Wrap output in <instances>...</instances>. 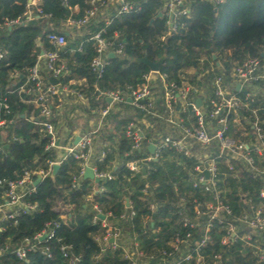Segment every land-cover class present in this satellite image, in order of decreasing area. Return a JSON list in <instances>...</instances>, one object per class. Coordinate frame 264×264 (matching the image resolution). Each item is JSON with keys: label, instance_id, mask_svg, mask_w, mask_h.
Listing matches in <instances>:
<instances>
[{"label": "trees", "instance_id": "obj_1", "mask_svg": "<svg viewBox=\"0 0 264 264\" xmlns=\"http://www.w3.org/2000/svg\"><path fill=\"white\" fill-rule=\"evenodd\" d=\"M89 1L39 0V7L50 17L40 16L22 24L0 27V51L4 53L0 60V93L2 97L8 98L11 111L7 115L5 129L0 130V135L6 134L8 146L0 152L1 179L18 180L26 170L47 172L50 163L57 159V150H47L49 136L30 120L33 116L38 117L39 111L23 103L21 99L24 95L16 90L25 81L27 69L34 65L41 52L38 41L41 40L44 49H53L46 41V35L50 32L64 33L66 22L70 18L80 20L89 7ZM129 3V12L117 15V11L113 10L108 26L101 19L85 26L88 33L80 39L67 37L65 48L59 51L70 72L62 82L79 89L88 97L86 106L80 107L87 117H91V112L100 105L104 107L107 104L104 98H97L96 85L103 91L122 90L124 94L129 93V88L142 85L150 69L136 63L137 58L147 56L152 62H157L166 55L159 70L161 74L166 75L171 82L180 83L181 77L191 69L190 83L209 94L214 91L213 80L216 76L224 77L227 83L232 80V62L259 58L264 64V0H226L217 6L210 0H184L177 12L187 8L188 12L176 16L173 22L175 30L171 33L169 22L172 15L165 6L166 0H129ZM27 4L28 0H0V26L6 19L14 20L21 16ZM76 7L79 9L77 14L74 13ZM159 13L163 17L159 18ZM103 28L106 30L104 37L113 42L115 48L119 44L124 47L121 56L108 59L103 78L98 80L90 70L96 50L92 42L87 40ZM224 57L225 67L221 72L216 63ZM16 73L18 77H15ZM74 81L84 83L81 87L73 85ZM234 91L237 92L236 88ZM246 91L242 90L239 94L245 95ZM262 101L259 98L249 108L242 107L238 117H249L252 109L259 108V115L264 118ZM55 103L58 104L57 99ZM122 105L123 108L130 107L127 102ZM55 109L56 106H53L52 121L57 125L59 117ZM134 116L142 119L144 113L136 111ZM63 117L67 120L68 116L66 114ZM235 117H229L232 132L235 129ZM107 120L115 133L108 136L101 135L102 131L98 133L102 140L107 139L110 147L106 150V158L100 162L96 155L92 165L99 172L111 174L113 180L102 179L96 183L81 178L79 184L73 187V180L79 177L81 166L79 161L71 157L64 160L56 177L52 179L50 174L47 175L37 186L36 192L27 198L36 204L34 212L18 218L17 223L0 221V249H4L0 264H67L60 253L57 239L50 242L53 253L51 259L40 253H29L27 263L12 253L25 239H32L39 233L49 221L62 222L58 236L63 238L64 243L71 244L74 253L81 256L80 264H131L124 259L122 250L107 248L103 251L94 240L104 230L100 224L93 222L94 212H90L92 204L98 205L103 213H111L119 218L128 211L126 201H131L136 215L132 220L123 222L124 232L135 237L146 254H151L165 248L171 234L185 232L178 214L183 209L179 207L181 197L186 199L185 211L190 216L194 215V199L197 202L210 199L209 194L192 188L187 169L193 164L175 153L164 152L158 161H151L144 166L145 173L131 172L126 164L142 155L137 151L132 152V143L124 136L125 126L130 120L120 112L113 114V111ZM68 124L73 128L71 120ZM100 145L96 147V152L100 150ZM221 167L223 171L226 170L225 164L222 163ZM220 186L224 201L234 214L239 215L245 208L244 195L258 202L264 183L252 180L243 172L241 179L230 174L223 176ZM89 196H92L90 205L86 201ZM150 204L156 205L155 212L150 209ZM154 213L156 219L152 224L150 219ZM148 219L150 221L145 228L143 222ZM224 234V226L215 222L206 248L207 256L220 254L224 264H264V260L251 247L244 246L240 241L223 245L221 240ZM149 264L158 263L153 260Z\"/></svg>", "mask_w": 264, "mask_h": 264}, {"label": "built area", "instance_id": "obj_2", "mask_svg": "<svg viewBox=\"0 0 264 264\" xmlns=\"http://www.w3.org/2000/svg\"><path fill=\"white\" fill-rule=\"evenodd\" d=\"M210 1L217 6L226 0ZM183 3L184 0H169L167 4L169 13H174ZM88 4L89 7L80 20L70 18L66 24L76 30H82L85 26L101 19L108 26L111 19L110 9L117 11V15L131 10L129 0H90ZM187 12L182 10L178 14ZM102 15H105L104 18L101 17ZM40 16L50 17L39 7V0H31L21 16L14 20H4L0 27L22 24ZM169 25L171 33L175 27L171 22ZM105 31V28L101 29L87 40L92 42L96 50L90 70L98 80L103 78L110 55L121 56L124 47L123 44H119L115 48L113 42L104 37ZM46 41L53 49H44L41 40L38 41L41 52L34 65L27 69L25 81L16 91L24 95L21 99L23 103L32 105L39 111V116H33L30 120L49 136L47 150H63L64 153L50 163V169L47 172L26 170L22 178L18 180L0 178V221L17 223L18 218L34 212L37 209L36 204H32L27 198L36 192L37 174L41 175L42 181L51 174L54 164L61 165L69 157L79 161L81 166L79 177L73 180V187L79 184L87 167L93 169L95 177L99 180H113L114 177L111 174L99 172L92 165L96 155L100 162L103 161L106 158V150L110 147L109 142L105 141L96 152L94 138L106 126L113 107L127 102L136 111L144 113V120L141 122L143 124L140 125L136 119H133L124 129V136L132 143V152L137 151L142 155L136 160L129 161L126 164L127 168L133 173H139L149 162L158 161L164 152L175 153L193 164L187 169L190 184L193 189L209 194L210 199L203 202H197V199H194L192 201L194 215L190 216L185 211L186 199L181 197L179 207L184 210H180L178 214L185 232L171 234L166 247L151 254H146L137 239L124 232L123 222L132 220L136 215L129 200L126 201L128 211L119 218L112 216L111 213H103L98 205L92 204L93 222L100 224L104 230L94 237L102 250L120 249L124 259L131 264H149L153 260L158 264H224L222 255L207 256L205 254L211 240V231L217 222L224 226L225 234L221 240L223 245L227 246L240 241L244 246L251 247L259 258L264 260V188L259 192L258 202L245 194V208L236 215L230 205L224 201L220 186L223 176L230 174L236 179H241L243 172L247 173L252 180L264 183V118L260 117L259 108L250 111L251 126L249 127L252 131L250 138H246L250 135L246 129L243 132L244 138H236L232 135L229 125L231 115L238 117L237 114L242 107L249 108L260 98L259 92L264 89V70L260 59L248 58L238 64L233 70L232 80L229 83L224 77L216 76L213 80L214 91L207 96H204L203 90L192 85L186 75L181 77L180 83H175L169 81L167 76L159 71L151 70L144 76L142 85L129 88L128 94H124L122 90L103 91L96 85L97 98H104L107 104L104 107L100 105L94 111L95 127L79 136L80 139L76 144L63 146L60 144L56 126L52 121L53 106L58 108L72 103H88V97L79 89L71 88L62 82L70 74L59 54V51L67 44L66 34L50 32L46 35ZM3 57L4 53L0 51V60ZM18 75L16 73L15 77ZM51 79L58 80V83L53 84ZM237 85L247 90L245 95H240V91H234ZM56 98L59 100L58 104L55 103ZM66 99H73V102ZM108 99L111 102H108ZM197 99L201 100L200 105H197ZM10 112L8 98L2 97L0 93V130L5 129L7 115ZM147 134H150L149 137ZM6 141V135H0V152L7 145ZM150 145L155 146L154 153L149 151ZM222 163L226 166L225 171L222 170ZM86 201L90 205L92 196H89ZM150 209L155 212L157 207L150 204ZM100 216H103V219ZM64 218L63 216L62 219ZM150 220L152 222V219ZM150 220L143 222L145 228ZM61 224L60 221L45 223L39 233L32 239H25L20 246L13 249L12 253L19 260L27 263L29 253H40L51 259L53 253L50 242L57 239L60 243V253L66 263L80 264L81 256L74 253L71 244L64 243L63 238L58 236ZM3 253L4 249H0V256ZM96 258L98 259L99 256Z\"/></svg>", "mask_w": 264, "mask_h": 264}, {"label": "crops", "instance_id": "obj_3", "mask_svg": "<svg viewBox=\"0 0 264 264\" xmlns=\"http://www.w3.org/2000/svg\"><path fill=\"white\" fill-rule=\"evenodd\" d=\"M169 0H166V8H167V4H168ZM186 11H188L187 9H184ZM113 11V9H110L109 12L111 13ZM178 9H176V11H174V13H171L172 17L170 19L171 24L174 22V19L176 18V16L178 15ZM79 9L75 8L74 9V13H78ZM169 12V9H168ZM170 14V13H169ZM105 15H102L101 17L104 18ZM100 17V18H101ZM64 33L66 34L67 37L71 38V39H80L83 37L84 34L88 33V30L83 28L82 30H76L74 28H71L69 25L65 24L64 25ZM227 54H230V51L227 52ZM224 62H225V57L221 58L217 63L216 66L220 69L221 72L224 71ZM240 64L237 61L232 62V69H231V74L230 77L232 78V73L233 70L235 69V67ZM263 70H264V64H263ZM193 73V70H187L185 72L186 76L189 78V76H191V74ZM190 79V78H189ZM74 83V84H73ZM72 84L73 85H78L81 86L83 85L84 81H74ZM264 85V83H263ZM239 85L236 86V90L237 91H242L245 90V88H238ZM231 89V86H230ZM253 90V89H252ZM204 96H207L208 93H206V90L202 91ZM259 97L263 100L262 103L264 104V89L262 91L259 92ZM57 99V98H56ZM58 100V99H57ZM62 100V99H61ZM68 101H72L73 99H66ZM56 101V100H55ZM59 101V100H58ZM129 101V100H128ZM59 103V102H58ZM87 103H81V104H68V105H62L61 107H56V109L54 110V112L56 113V116L58 118V122L56 126V131H57V136L60 140V144H62L63 146H68L70 144H73L75 142V139L79 136H81L82 134L91 131L95 125H96V117L94 115V111L91 112V117H87L86 113L80 110L81 106H86ZM120 112L121 115L124 118H127L128 120H133L136 119V121L141 125L143 123L144 118H135L134 114L136 113L135 109L130 105V107L127 108H123V105H115L113 107V114ZM67 114V120L64 119V115ZM23 117V116H22ZM88 118V120H87ZM71 120L73 122V128L70 127V125L68 124V121ZM234 122V131L232 133L233 136H235L236 138H244L243 136V132L244 129H246L250 135L248 137H246L247 139L250 138V136L252 135V131L250 130V118L249 117H235V119L233 120ZM102 134L101 135H105L108 136L110 133H115L114 129L111 126L110 121L107 122L106 126H104V128L101 130ZM148 131V129H147ZM122 131H120L121 133ZM149 132V131H148ZM3 135L5 136L6 134L3 133ZM118 137H116L117 139ZM107 141V139L102 140L101 136L98 134L95 136L94 138V143H95V147H98L100 144H102L103 142ZM108 142V141H107ZM7 146V145H6ZM5 146V147H6ZM101 146V145H100ZM63 150H57V158L61 157L63 155ZM131 202V201H130ZM92 209H90L91 212Z\"/></svg>", "mask_w": 264, "mask_h": 264}, {"label": "water", "instance_id": "obj_4", "mask_svg": "<svg viewBox=\"0 0 264 264\" xmlns=\"http://www.w3.org/2000/svg\"><path fill=\"white\" fill-rule=\"evenodd\" d=\"M30 2H31V0H28V3H30ZM215 11H217V10H215ZM158 17L159 18L163 17V14L162 13H159L158 14ZM151 23H152V21H151ZM110 57L113 58L114 55L111 54ZM262 57L264 58V52L262 53ZM213 59L216 60V56L215 55H213ZM165 60H166V55L162 56V58L159 61H157V62H152L150 59H148L147 56H144L143 58H137V59H135V62L147 66L153 72H158L160 70L161 65L165 62ZM51 82L53 84H57L58 83V80L51 79ZM238 88H240V85L238 86ZM107 101L108 102H111L110 99H108ZM129 102H130V99H129ZM196 103H197V105H200L202 102H201L200 99H197L196 100ZM79 139H80V137H77L75 139V142L74 143L76 144L79 141ZM6 148H8V146H6ZM148 149H149V151L151 153H154L155 146L154 145H150ZM59 169H60V164H54L52 166V171H51V174H50V177L52 179H54L56 177ZM145 171H146L145 169L142 170L143 173H145ZM206 175L208 176V174H206ZM83 178L84 179L93 180L96 183H99V181H100L98 178L95 177L94 171L90 167H87L85 169ZM40 183H41V175L37 174V180L35 182V185L38 186ZM100 218L103 219V216H100ZM155 219H156V214L154 213L153 216H152V224L154 223Z\"/></svg>", "mask_w": 264, "mask_h": 264}, {"label": "rangeland", "instance_id": "obj_5", "mask_svg": "<svg viewBox=\"0 0 264 264\" xmlns=\"http://www.w3.org/2000/svg\"><path fill=\"white\" fill-rule=\"evenodd\" d=\"M191 70V69H190Z\"/></svg>", "mask_w": 264, "mask_h": 264}]
</instances>
